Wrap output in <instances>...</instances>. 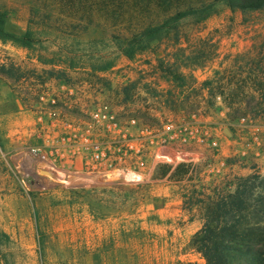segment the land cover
Instances as JSON below:
<instances>
[{"label": "rangeland", "instance_id": "obj_1", "mask_svg": "<svg viewBox=\"0 0 264 264\" xmlns=\"http://www.w3.org/2000/svg\"><path fill=\"white\" fill-rule=\"evenodd\" d=\"M0 9L7 11L8 31L20 34L27 28L28 0H0ZM39 28L41 37H49L38 45L46 56L58 43L76 48L78 39L87 50L80 62L117 56L116 65L96 73L89 68L66 70L58 78L59 66L41 63L26 48L0 41V63L12 67L10 79L0 75V264H205L188 246L202 225L203 210L185 203L186 196L193 189L213 195L215 183L224 185L253 172L264 177V134L246 154L234 153L243 144L231 137L229 122L247 113L244 102L234 105L240 109L235 113L225 100L231 88L254 87L246 78L251 66L247 60L264 42V8L233 10L218 3L206 20H185L179 41H153L150 49L132 58L122 55L113 40L122 31L119 25L93 23L73 36ZM48 80L77 83L98 93L119 117L157 123L170 115L201 113L204 126L222 138L227 155L215 162L221 173L208 175L202 160L197 166L158 164L140 182L106 180L59 157L63 180L40 176L42 164L27 155L26 147L38 143L29 127ZM216 94L222 95V103ZM58 107L67 116L84 114L74 106Z\"/></svg>", "mask_w": 264, "mask_h": 264}, {"label": "trees", "instance_id": "obj_2", "mask_svg": "<svg viewBox=\"0 0 264 264\" xmlns=\"http://www.w3.org/2000/svg\"><path fill=\"white\" fill-rule=\"evenodd\" d=\"M28 3L27 28L20 34L5 28L8 14L0 9V41L26 48L28 55H34L41 63L59 66L58 78H63L66 70L89 68L94 73L107 70L116 65L117 56H107L101 62L87 60L84 64L80 60L87 50L77 38L76 48L58 43L51 56H46L38 47L42 40L49 39L41 37V26L73 36L85 32L93 23L119 25L122 31L113 34V40L122 55L132 58L150 49L153 41L170 37L179 41L185 20H206L217 11L218 3L233 10L264 8V0H28ZM55 56L64 59L59 61ZM247 63L251 66L246 78L254 87L251 91L241 87L229 89L226 105L233 109L242 101L244 112L264 115V42ZM11 72V66L0 63V75L10 79ZM49 73L52 76L56 72ZM238 110L234 108L233 112ZM222 184L215 183L213 195L193 189L186 196L185 203H194L203 210L202 225L192 234L188 246L204 257L205 264H264V177L253 172ZM231 185L233 189H229ZM197 192L203 196H195Z\"/></svg>", "mask_w": 264, "mask_h": 264}, {"label": "built area", "instance_id": "obj_3", "mask_svg": "<svg viewBox=\"0 0 264 264\" xmlns=\"http://www.w3.org/2000/svg\"><path fill=\"white\" fill-rule=\"evenodd\" d=\"M215 100L222 103V95L216 94ZM59 104L80 108L84 114L67 116ZM36 105L29 132L38 143L29 144L26 152L34 162L42 164L37 169L40 176L63 180L59 157L68 158L77 170L106 180L140 182L158 164L186 162L197 166L202 160L208 175H218L221 172L215 162L227 155L219 133L207 129L197 111L170 115L157 123L119 117L100 101L98 93L83 90L77 83L50 80L45 81ZM229 124L231 137L243 144L234 152L237 155L260 144L264 116L247 113Z\"/></svg>", "mask_w": 264, "mask_h": 264}]
</instances>
